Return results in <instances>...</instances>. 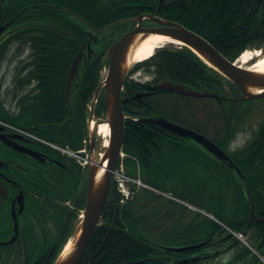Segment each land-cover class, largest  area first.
<instances>
[{"label": "trees", "instance_id": "trees-1", "mask_svg": "<svg viewBox=\"0 0 264 264\" xmlns=\"http://www.w3.org/2000/svg\"><path fill=\"white\" fill-rule=\"evenodd\" d=\"M1 1L2 5L7 2L16 4L15 0ZM75 1L81 7L77 13L88 22L87 26L84 21L74 23L70 13L54 7L39 6L38 10H25L20 14L0 12V25L9 21L6 31L13 29L0 45V54L8 53L11 45L17 47L15 52L18 54L28 49L31 72L22 80L24 86L32 79L38 82L31 90L20 87V91L26 94L20 99L18 115H11L0 102V118L22 128L34 125L32 131L47 141L79 150L87 138V106L100 83L102 58L109 43L103 47L94 45L97 56L81 68L79 86L73 97L74 110L67 105L64 96L71 63L89 33L101 31L116 19L147 13L146 6L159 0ZM46 3L52 6L57 1L32 2ZM67 6H72L71 0ZM119 6L125 9L119 10ZM160 15L198 33L231 61L246 49L264 51V0H197L190 5L186 0H179L162 8ZM138 69L152 76L154 84L169 78L193 86L201 83L205 89L219 93V74L185 47L159 50L151 59L137 65L134 71ZM148 86L133 81L125 84L123 97L129 98L124 102L128 116L123 147L127 155L124 159L127 174L214 215L233 232L244 234L248 245L209 217L148 189H140L124 206L118 203L113 191L114 200L106 206L102 223L94 231L81 264H171L173 258L178 260L176 264H264L261 259L264 257V117L254 137L243 147L230 151V143L238 136L236 122L240 124L242 116L249 117L251 103L220 101L225 112L226 134L216 143L229 153L251 189L255 213L263 221L250 223L251 204L243 181L234 171L210 154L199 153L200 147L139 122L142 117L164 114L152 100L136 98L139 92L155 91ZM166 93L169 92L161 91L162 95ZM257 102L264 105V100ZM258 108L262 107L257 105L256 110ZM104 110L105 98L101 95L96 116L100 117ZM64 164L66 167L60 170L61 176L47 179L46 185L45 181L42 183V190L53 203L51 207L46 204L47 210L67 194L66 199L74 201L72 191L78 189L79 199L72 211L70 209L69 216L65 210L57 209L59 214L54 219L48 215L41 223L35 224L38 226L31 227L32 234L37 236L33 239L35 241L38 240L37 231L42 229L45 250L56 245L54 254L41 264L54 263L74 233L78 215L85 205V190L80 186L87 173L74 162ZM165 205L170 208L164 211ZM185 212H188V220L183 217ZM51 225L52 232L49 230ZM198 243L206 244L183 253H170L160 247ZM16 254L23 255L21 252Z\"/></svg>", "mask_w": 264, "mask_h": 264}, {"label": "flooded vegetation", "instance_id": "flooded-vegetation-1", "mask_svg": "<svg viewBox=\"0 0 264 264\" xmlns=\"http://www.w3.org/2000/svg\"><path fill=\"white\" fill-rule=\"evenodd\" d=\"M33 1L34 0H15L16 4L7 2L3 5V2L1 1L0 12L20 14L25 10H38L39 6L54 7L57 10H68L67 6H64V0H56L57 4L52 6L47 3L41 5L32 4ZM178 1L179 0H159L155 4L146 6L149 9L148 12L142 13L141 15H148V17H145L142 20L141 25L145 28L162 26L161 24L156 23L151 17H161L160 11L162 8L172 6L173 4L178 3ZM186 1L190 5L192 1L196 2L197 0ZM117 8L119 10L125 9L121 6ZM80 9L81 7L76 1L72 0V6L69 7V10L76 13ZM134 18L136 17L131 16L123 18L127 20L124 24L121 23L123 29L121 34L128 32L138 25V23L134 22ZM3 23L9 24L10 22L3 21ZM12 30L13 29L11 28V34ZM4 36L5 34L3 33V36H1V42L5 41L7 38V36ZM8 55L9 54L7 53L0 54V96L3 100V93L6 91L10 93L14 92V94H21L22 91H20V87H25V90L28 87V90H31L38 85V82L35 79H32L29 84H25L24 86V81L22 80V78L24 79V77L31 72L28 67L30 54L26 60L18 59L17 61L19 63H16L11 70L10 68L3 67L4 63L6 64ZM22 55L23 53H16L13 55V58L15 56L19 58ZM12 61H16V59H12ZM16 67H20V69L16 70ZM18 73L20 74L18 75ZM159 84L160 82L157 84H151L148 87L155 90L153 91V94L157 95L161 107L164 108L165 105L163 104V101L165 97L161 94L162 90L160 89ZM222 85V82L219 80V90L224 86ZM196 86L197 87L194 88L192 86L189 87L199 92L204 90L201 83ZM169 93L170 94L167 95L169 98V110L174 114L175 122L203 134L201 125L202 117L206 111V98L182 96L173 92ZM14 98L16 100V106L19 108L20 103L18 102V99H21V97H15L14 95ZM213 101L217 103V100ZM256 102L257 101H251L249 119L254 118L257 114V111H255L254 108V103ZM11 112L15 113L13 110H11ZM219 112L223 119L220 126L223 136L226 122L224 118V110L220 104ZM246 124L248 125V123ZM253 125L254 126H248L252 129L254 127L253 133H255L259 128V122ZM35 127L36 126L34 125L25 126V129L30 131L34 130ZM199 153L202 154L205 153V151L200 150ZM59 158L61 157L54 151L46 148V146L41 143V139L37 138L36 135L33 136L31 133L28 134L26 132L17 133L7 126L0 124V264H33L34 262L41 264L43 258H46V251H42L44 246L42 230L40 229L37 231L39 241H34L33 239L37 238V236L35 237L32 234L30 223L35 221L41 223V217H47L48 215H51L54 219V217L59 214L57 209L62 211L65 210L69 216L74 208V203L79 199V189L75 192L72 191V197L75 198L74 201L66 199V196H68L67 194L63 200L56 201L59 207H57V204H54V206L50 208L49 211H52V214L47 210V206L51 207L53 203H50V199L47 198L46 193L42 190V183L45 181L46 185L47 179L51 180L57 176L59 177V175L61 176L62 172L60 170H63L66 167L64 163L73 162L65 158H62L60 161ZM83 186L84 180L80 188ZM60 195L61 190L59 192V196ZM19 252L23 254L22 256L19 255L20 258L16 254ZM52 253L53 250L50 254ZM33 255H36V258L31 261Z\"/></svg>", "mask_w": 264, "mask_h": 264}, {"label": "water", "instance_id": "water-1", "mask_svg": "<svg viewBox=\"0 0 264 264\" xmlns=\"http://www.w3.org/2000/svg\"><path fill=\"white\" fill-rule=\"evenodd\" d=\"M143 17L144 16H141L136 19L139 23L136 28L124 34L119 40L111 45L104 58V60H108L109 62L108 75L106 77V81L99 85L94 94L90 120L94 117V102L97 100L101 91L104 90L106 100V119L104 122L109 124L111 132L109 147L105 150L103 158L100 161H96V159H94L95 136L91 125H89L92 158L89 167V176L87 178V195L84 218L82 219V223L79 225L70 249H65L54 264H80L87 251L91 237L96 228L99 226L112 185V174L117 167L119 156L124 145L126 116L123 110L122 91L125 79L131 63L134 60L136 51L146 40L154 36H162L167 40L169 39L180 42L190 48L210 67L215 69L238 88L240 94L238 97H234L230 94L228 85L226 86L229 99L246 101L264 97V71L249 70L241 68L239 65H234L232 62L224 58L203 37L175 22L151 17L154 21L162 24L163 26L157 28H142L140 23ZM3 29L4 27L0 28V33ZM88 47L90 49L89 55H91L92 50L90 42ZM82 57L83 53L81 50L70 67L66 86V100L69 104L71 101L70 90L72 80L78 73ZM160 87L187 96L218 97L217 94L208 91L200 93L182 84H175L170 80H166L161 83ZM140 96H142V94L138 95V97ZM222 98H224V96H222ZM141 122L161 128L182 138L192 139L217 159L227 163L229 168L235 170L241 179H245L244 175L233 160L214 142L201 134L174 124L163 117L143 118L141 119ZM247 193L251 200L250 222L255 219L257 222L261 223L263 219L259 218L254 213V201L248 187ZM200 246L202 245H193L182 248H168L167 250L182 252Z\"/></svg>", "mask_w": 264, "mask_h": 264}, {"label": "rangeland", "instance_id": "rangeland-1", "mask_svg": "<svg viewBox=\"0 0 264 264\" xmlns=\"http://www.w3.org/2000/svg\"><path fill=\"white\" fill-rule=\"evenodd\" d=\"M166 48H170V47H173L171 45H168V46H165ZM16 46L15 45H11L10 48H9V51L7 54L8 55V58H7V61H6V64L4 63V66L3 67H6V68H10V70L12 68H14V65H16V63H19L17 60H26L29 56V53L30 51L28 49H25L23 51V55L20 56L19 58L18 57H14L13 58V55L16 54ZM12 59H16V61H12ZM136 65V64H135ZM246 66H249V64H247ZM20 67H16V70H19ZM132 78H135L137 79L138 81H146L148 80L149 78H147V76H143V74L140 72H136V73H133ZM25 93V92H23ZM18 96L20 95V93L17 94ZM3 97H4V103L6 104V107L10 110H13V111H18V107L16 106V100L14 98V92L10 93V92H4L3 93ZM14 98V99H13ZM155 103H157L156 100H154ZM240 112V111H239ZM241 113V112H240ZM245 115V114H243ZM241 116V115H240ZM249 116V115H248ZM104 117V113L102 115H100L99 118H103ZM263 118V112L261 111H258L256 116L254 118H245V117H241V120H240V124L236 122V131H238V136H237V142H236V146H242V145H245L247 143V141L249 140V138L252 136V133H253V130H254V127L253 129L252 128H249L248 125H252L254 126L253 124H257L261 119ZM222 118H221V115H220V112H219V107L217 106V104H215V102L213 100H207V105H206V111L202 117V125H201V130L206 133V135L210 138V139H213L215 142L217 141H221V130H220V126L222 124ZM99 121L97 119H94L92 125L94 126V129H96V133H97V123ZM248 123V125L246 124ZM246 124V125H244ZM244 130V131H242ZM95 131V130H94ZM247 131V132H246ZM242 132V133H241ZM96 138H97V141H96V155H97V158H98V154L99 153H102L104 151V147H103V138L101 136H99V134L97 133L96 134ZM99 159V158H98ZM201 176V175H200ZM169 199H172L173 196H165ZM189 207V206H188ZM170 208V205H165V207L163 208V210H167ZM193 211H198L197 209L198 208H195V207H192ZM202 215L204 216H207L209 217L210 219L214 220V221H217L223 228H226V230L230 231V232H233V230L231 228H229L227 225L223 224L222 222H220L214 215L208 213L207 211H204L202 210ZM186 220L189 219V215H188V212H185V215L183 216ZM189 222V221H188ZM162 225H157V227H161ZM236 235V234H235ZM239 239H241L242 241H247L246 240V237L244 236H238ZM262 261L264 262V257H261Z\"/></svg>", "mask_w": 264, "mask_h": 264}, {"label": "bare ground", "instance_id": "bare-ground-1", "mask_svg": "<svg viewBox=\"0 0 264 264\" xmlns=\"http://www.w3.org/2000/svg\"><path fill=\"white\" fill-rule=\"evenodd\" d=\"M170 44L179 45L178 42H172V40H169V39L167 40L162 36L151 37L148 40H146L141 45V47L136 51L135 56H134V62L138 63V62L145 61V60L149 59L150 57H152L158 48L165 47V46H168ZM255 57L258 58V60L254 65L251 66V68L256 69L257 71H264V54H262L260 51H256V52L246 51V52H244L238 58L237 63L243 67L246 66L247 64H249V66H250V62ZM0 124L5 125L8 128L14 130V128H12L11 126H9L7 124H4V123H0ZM97 133L99 134V136H101L103 138V147H106L108 145V137L110 134V129H109L108 124L101 123V124L97 125ZM71 245H72V243H69L67 245L66 249H70Z\"/></svg>", "mask_w": 264, "mask_h": 264}]
</instances>
